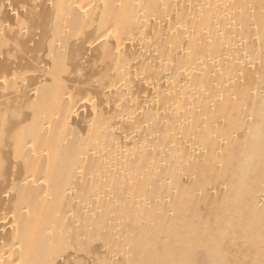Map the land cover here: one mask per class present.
<instances>
[{"label":"bare ground","instance_id":"bare-ground-1","mask_svg":"<svg viewBox=\"0 0 264 264\" xmlns=\"http://www.w3.org/2000/svg\"><path fill=\"white\" fill-rule=\"evenodd\" d=\"M0 264H264V0H0Z\"/></svg>","mask_w":264,"mask_h":264},{"label":"rangeland","instance_id":"rangeland-1","mask_svg":"<svg viewBox=\"0 0 264 264\" xmlns=\"http://www.w3.org/2000/svg\"><path fill=\"white\" fill-rule=\"evenodd\" d=\"M175 50H176V49H173V51H171V53L173 54L172 56H174V57L176 58L177 54L174 52ZM174 57H173V58H174ZM175 58H174V59H175ZM171 59H172V57H171ZM180 62H181V61H179V63H180ZM144 76H145V77H144ZM140 77H141L142 80H145V81H146V78H148V76H147V75H144L143 73L140 75ZM144 78H145V79H144ZM190 80H191V79H188V80H187V78L185 79L186 82H190ZM133 87H135V86H133ZM131 90H132V88H131ZM134 92H135V91H133V93H134Z\"/></svg>","mask_w":264,"mask_h":264}]
</instances>
